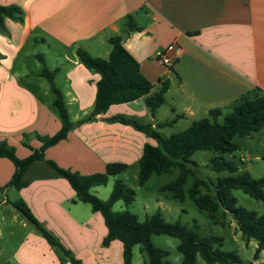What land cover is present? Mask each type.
I'll use <instances>...</instances> for the list:
<instances>
[{
    "label": "crops",
    "instance_id": "1",
    "mask_svg": "<svg viewBox=\"0 0 264 264\" xmlns=\"http://www.w3.org/2000/svg\"><path fill=\"white\" fill-rule=\"evenodd\" d=\"M0 4L22 11L20 22L5 17L6 34L0 33V140L13 145L19 158L30 153L20 142L22 133L51 135L60 126L54 106L51 109L36 93L46 91L35 81L42 68L53 71L52 81L60 77L61 89L52 85L62 96L69 120L77 121L92 108L98 74L78 61L75 50L104 58L112 36H121L122 46L151 83L167 79L162 104H167L171 123L184 119L189 124L214 107L224 114L254 88L264 93V0H0ZM127 16L135 28L124 34ZM159 50L170 57L168 66L156 59ZM19 56L20 63L15 64ZM29 58L41 64L39 70L26 68ZM159 107L150 114L141 97L111 104L45 148L44 158L79 173L101 170L106 162L135 161L142 144L153 140L106 118L132 115L157 128V123L168 120ZM259 135H263L259 155L264 158V125ZM24 142L32 148L40 144L33 136ZM12 171L11 161L0 157V186ZM22 180L26 185L17 190L21 199L81 264H121L118 240L100 244L106 229L99 213L76 219L61 207L65 201L75 203L64 178L38 160L27 167ZM29 236L13 254L17 264H60L42 238Z\"/></svg>",
    "mask_w": 264,
    "mask_h": 264
},
{
    "label": "trees",
    "instance_id": "2",
    "mask_svg": "<svg viewBox=\"0 0 264 264\" xmlns=\"http://www.w3.org/2000/svg\"><path fill=\"white\" fill-rule=\"evenodd\" d=\"M4 17L15 21H22V11L16 5L0 4V33H6ZM124 34L135 27L130 17L125 20ZM110 50L106 57H93L82 49H76L78 61L87 69L98 74L95 81V91L92 108L86 116L72 123L68 119L60 92L52 85L53 71L42 68L40 75L51 84V91L55 98L53 105L56 108L60 127L52 135H39L36 132L22 133L20 142L29 148L30 153L19 158L15 155V148L4 140H0V157H5L13 164V171L7 182L0 189L13 186L19 189L26 185L22 174L33 161L45 162L55 173L64 178L74 192L72 201H79L89 205L92 212H97L102 218L106 232L100 244L106 246L116 239L121 244V264H130L132 247L138 245L143 254L141 264H166L164 259L167 251L153 246L150 242L152 234H165L178 239L177 251L181 253L180 264H196L198 255L204 264H238L239 256L233 251H225L220 246V238L214 235L200 236L197 226L182 224L177 220L166 221L158 211L139 221L134 213L127 210H112V204L122 200L128 204L132 200L133 191L119 179L114 180L112 188L105 199H100L90 192V188L103 185L107 175H113L125 168L122 162L105 164L103 172L81 174L68 168L58 166L53 160L44 158L45 148L57 143L66 136L71 126L83 121L94 119L104 112L109 105L125 103L136 98H142L145 108L150 114L163 102V94L168 87L166 78H158L156 85L146 79L138 68L134 57L122 46L121 36H112L107 39ZM40 59V58H38ZM155 86V87H154ZM152 88H154L152 90ZM109 121H119L142 131L146 137L153 140V144L144 142L137 159V182L143 184L152 174L167 172L172 166L178 168L174 179L159 187L169 191L174 198L183 196L182 186L188 176L191 182L187 188L188 197L199 211L214 219L218 209L221 214L229 213L236 223L237 230L248 239L255 241L253 256L260 251L264 252V212L256 213L235 205V198L229 194L230 189H240L254 199H263L262 187L264 177L251 178L246 171L237 175L219 177L215 182L208 181V186L195 171V163L190 158L196 150H211L217 153L231 152L236 144L231 142L233 136H248L258 131L264 125V93L257 88L242 95L233 102L229 110L221 114L219 108H210L207 115L191 121L184 129L163 136L147 122H141L134 116L116 114L106 118ZM169 122L163 121L155 126L160 127ZM32 134L40 144L37 148L29 146L23 138ZM210 169L214 171L237 169L236 165L220 156L208 161ZM206 190L201 193L200 186ZM10 204L29 221L48 245L57 253L60 261L70 264H81L80 260L64 248L61 243L35 219L28 206L21 199L13 200ZM212 243H216V247Z\"/></svg>",
    "mask_w": 264,
    "mask_h": 264
},
{
    "label": "rangeland",
    "instance_id": "3",
    "mask_svg": "<svg viewBox=\"0 0 264 264\" xmlns=\"http://www.w3.org/2000/svg\"><path fill=\"white\" fill-rule=\"evenodd\" d=\"M27 47L29 48L31 45H27ZM20 56L17 58V61H15V64L20 63ZM25 65L30 71H37L41 66L37 60L32 58L27 59L25 61ZM40 76L41 77L36 78L35 81L41 83V85L46 88V91L45 93H41L40 90L37 89L36 93L52 109L54 106L52 101L54 100L55 95L51 90L48 89L51 84L44 76ZM21 81L26 82L27 80L25 81L22 79ZM52 82V84L61 89V79L59 76H56V79ZM164 100L163 94V102ZM162 103L159 105V110L164 115H167L165 117L168 119L169 110L167 104ZM53 111H55L57 115L55 107L53 108ZM165 121L169 123L157 127L158 129L155 128V130L163 136L176 133L184 129L188 124V121H185L184 119H179L175 123H171L172 121L169 119ZM72 123H75V121ZM74 125L76 126L77 124ZM74 125L71 126V128H73ZM30 136L33 135H26L23 140H27L30 138ZM262 138L263 135H259V130L250 133L248 136L240 137L235 135L231 138V142L236 144L235 150L223 153H217L211 150H196L192 153L190 158L195 163L196 173L208 186H210L208 181L215 182V180L219 177L237 175L241 171H246L251 178L264 177V158L260 156L261 154L259 155V153L263 152L261 147ZM20 139H22V135L20 136ZM247 150L249 153H247ZM255 155H259V157L255 158ZM215 156H220L222 159L232 161L236 165L237 169L232 172L227 170L214 171L210 169L208 161L210 158ZM105 164H103L101 170H95L81 174L103 172ZM124 164L125 168L120 172H117L113 175H107L106 182L103 185L90 188V192L92 194L100 199H105L112 188L114 180L119 179L126 185V187L133 191L132 200L128 204H125L122 200H117L112 204V210H127L131 213H134L139 221L143 220L145 217L149 216L155 211H158L161 217L166 221L177 220L182 224H186L187 226H191L192 223H195L197 226L196 231L200 236L214 235L220 238V246H217L216 243H212L214 247L217 246L222 250L235 252L241 260V262L238 264H264V252L260 251L255 257L253 256V251L256 244L255 241L251 238L248 239V241L245 239L240 231L237 230L236 223L229 213L225 212L224 214H221V210L218 209L214 219H211L204 211L198 210L196 205L187 194V188L191 182L190 176L186 178V181L182 186V198L178 199L172 197L169 191L159 189L161 185L168 183L176 177L178 172V168L176 166H172L167 172L161 174H152L143 184H138L136 177L138 168L137 160H129ZM53 172L56 176H58L55 171ZM5 188L0 189V264H17L13 258V254L20 248L24 240H29V235L42 238L43 242H45L49 250L52 251L56 260L60 264L68 263V261L59 260L57 253L48 245V243L39 234L35 227L10 204V202L13 200L21 199L17 191L18 189L13 186H8L7 190H5ZM205 190V186L202 185L199 187V191L201 193H203ZM262 191L264 195V186L262 187ZM229 194L235 198V205L243 207L247 210H254L258 214L264 212L263 199H254L245 194L240 189H230ZM73 198L74 195L72 196V199ZM21 200L23 201V199ZM61 207L68 210V212L76 219H82L84 218L85 214L91 212L88 204L79 201H75V203L65 201L62 202ZM35 219L38 221L36 217ZM38 222L42 227L48 230L64 248L70 250L60 237H58L52 230L48 229V226H45L43 221ZM150 242L153 246L167 251V255L164 258L166 260V264H180L181 253L176 249V245L178 243L177 238L165 234H152L150 236ZM138 247V245L132 247L133 257L131 264L142 263L143 254L139 251ZM70 252L73 254L71 250ZM196 264H204V261L198 255L196 256Z\"/></svg>",
    "mask_w": 264,
    "mask_h": 264
},
{
    "label": "built area",
    "instance_id": "4",
    "mask_svg": "<svg viewBox=\"0 0 264 264\" xmlns=\"http://www.w3.org/2000/svg\"><path fill=\"white\" fill-rule=\"evenodd\" d=\"M166 50H159L156 52V59L163 65L168 66L171 62L170 57L165 53Z\"/></svg>",
    "mask_w": 264,
    "mask_h": 264
}]
</instances>
